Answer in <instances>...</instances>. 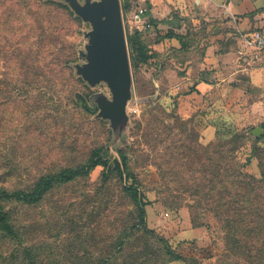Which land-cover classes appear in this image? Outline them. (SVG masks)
I'll list each match as a JSON object with an SVG mask.
<instances>
[{"label": "rangeland", "instance_id": "rangeland-1", "mask_svg": "<svg viewBox=\"0 0 264 264\" xmlns=\"http://www.w3.org/2000/svg\"><path fill=\"white\" fill-rule=\"evenodd\" d=\"M161 2L120 0L129 60L135 31L160 55L131 66L128 123L116 137L96 117L94 94L110 97L106 84L91 87L75 73L90 25L63 0H0V188L27 193L46 175L105 160L40 200L15 204L10 221L23 248L0 236V264H264L260 60L244 48L251 63L225 86L194 94L182 68L202 53L168 58L172 47L157 46L156 23L141 26L122 9L142 5L156 21ZM252 13L246 33L264 26ZM185 21L204 38L220 31L218 20ZM229 199L238 201L230 208Z\"/></svg>", "mask_w": 264, "mask_h": 264}, {"label": "crops", "instance_id": "crops-1", "mask_svg": "<svg viewBox=\"0 0 264 264\" xmlns=\"http://www.w3.org/2000/svg\"><path fill=\"white\" fill-rule=\"evenodd\" d=\"M160 1H162L160 7L164 8L156 11L155 23L161 34H164L168 29H172L177 34H185V20L195 27L203 22L210 26L209 23L215 20H218L220 24V31L214 35L209 34L208 38H204L201 42L200 46H204L205 50L200 60L193 64L186 62L182 68L186 74L183 78L188 81L187 83H191V87H194L192 89L194 94L203 95L212 88L225 86L232 78L236 67L242 66L244 69L246 65L243 63L246 61L249 64L251 61L260 60L255 72H264V52L249 62L246 57H243V53H247V51L244 49L246 47L241 36V32L245 33L251 24L248 18L250 12H254L253 19L255 21L264 16V12L260 10L264 8V0L260 5H257L259 0ZM160 7L159 9H161ZM166 45L174 48L180 47L176 39H164L157 44L159 48ZM246 49L249 51L248 48ZM261 76L264 78V75L261 74ZM201 91L203 92L200 93Z\"/></svg>", "mask_w": 264, "mask_h": 264}, {"label": "water", "instance_id": "water-1", "mask_svg": "<svg viewBox=\"0 0 264 264\" xmlns=\"http://www.w3.org/2000/svg\"><path fill=\"white\" fill-rule=\"evenodd\" d=\"M83 22L90 25L84 32L86 43L78 51L81 63H75V73L89 86L105 83L110 97L94 94L96 117L109 121L116 137L128 123L127 105L132 95V73L123 26L120 0H63ZM259 127L252 130L259 135Z\"/></svg>", "mask_w": 264, "mask_h": 264}, {"label": "trees", "instance_id": "trees-1", "mask_svg": "<svg viewBox=\"0 0 264 264\" xmlns=\"http://www.w3.org/2000/svg\"><path fill=\"white\" fill-rule=\"evenodd\" d=\"M122 9L124 11L128 9L132 10L133 8L130 9L128 4H124L122 5ZM146 14H148L147 8H146ZM250 14L253 13L250 12L249 15ZM149 21L150 23L155 24V21L153 20H149ZM164 39H176L180 45L179 48H174V47L171 48L172 54L168 55V58L177 60L181 52L183 51L189 52L192 49L200 51V53H202L201 57L204 55L205 48L204 46H200L201 42L204 39V36L199 34L193 28H187L185 34H177L172 29H168L164 34H161L159 32L156 38V43H160ZM128 44L132 48V50L135 51V54L130 56V66H132V68H135L139 63L146 62L149 58L155 55L156 56L160 55V53L158 52L151 51L147 47V44H145L143 41L139 39V32L137 31H135V33L132 36H130V38H128ZM184 61L191 63V59L188 58H186ZM123 160L125 161L124 158ZM98 165H105V160H103V158L100 156L92 157L89 163L86 166L83 165L85 167L81 169L78 170L64 169L57 171L53 174L46 175L40 180L39 183H37L34 186L33 189H31L27 193L8 192L7 190L0 188V236L23 248V243L10 221L11 212L15 204H18L19 202L24 203L26 201L40 200L45 195V193L48 190L52 189L54 186L73 180L79 175L87 174L90 170H92L94 167ZM115 167L121 174L122 172L118 161H115ZM262 176L264 177V167H262ZM246 177L248 178V181L246 182V187L249 190H255L254 189L256 182L255 179L252 178L251 176H246ZM132 179L135 181L136 178L134 175H132ZM237 201L238 200L231 201L229 199L228 201L225 202V205L227 206L229 203L230 205L229 207L231 208V205L233 206V204L236 203ZM229 207L227 208V210H229ZM228 236H230V234H228ZM162 249L165 255L172 254V250L168 248V245H163ZM174 257L177 258L178 256L174 255ZM187 264H192L191 260L187 261Z\"/></svg>", "mask_w": 264, "mask_h": 264}, {"label": "built area", "instance_id": "built-area-1", "mask_svg": "<svg viewBox=\"0 0 264 264\" xmlns=\"http://www.w3.org/2000/svg\"><path fill=\"white\" fill-rule=\"evenodd\" d=\"M131 20L140 23L141 26L151 27L146 14V8L142 5L135 6L131 10ZM244 46L252 51L253 59L258 58L264 52V26H260L250 32H241Z\"/></svg>", "mask_w": 264, "mask_h": 264}]
</instances>
